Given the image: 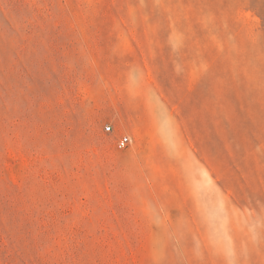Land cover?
I'll return each mask as SVG.
<instances>
[{"label":"rangeland","instance_id":"1","mask_svg":"<svg viewBox=\"0 0 264 264\" xmlns=\"http://www.w3.org/2000/svg\"><path fill=\"white\" fill-rule=\"evenodd\" d=\"M0 264H264V0H0Z\"/></svg>","mask_w":264,"mask_h":264},{"label":"built area","instance_id":"2","mask_svg":"<svg viewBox=\"0 0 264 264\" xmlns=\"http://www.w3.org/2000/svg\"><path fill=\"white\" fill-rule=\"evenodd\" d=\"M106 129L108 130L109 127L107 126ZM130 143V138L128 136H122L117 141V147L122 149L125 148Z\"/></svg>","mask_w":264,"mask_h":264}]
</instances>
